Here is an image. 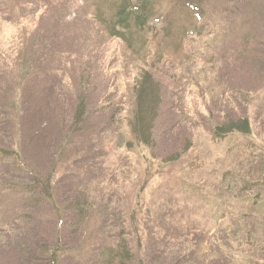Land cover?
Returning <instances> with one entry per match:
<instances>
[{
	"label": "rangeland",
	"instance_id": "rangeland-1",
	"mask_svg": "<svg viewBox=\"0 0 264 264\" xmlns=\"http://www.w3.org/2000/svg\"><path fill=\"white\" fill-rule=\"evenodd\" d=\"M203 7L0 0V264H264V0Z\"/></svg>",
	"mask_w": 264,
	"mask_h": 264
},
{
	"label": "trees",
	"instance_id": "trees-1",
	"mask_svg": "<svg viewBox=\"0 0 264 264\" xmlns=\"http://www.w3.org/2000/svg\"><path fill=\"white\" fill-rule=\"evenodd\" d=\"M203 0L197 2L195 0H179V7H187L202 11ZM200 11H198L199 13ZM137 105H140L137 118V133L142 143L151 144L153 138L152 128L154 121L158 118L162 105L160 82L150 71H144L138 81ZM243 117L228 119L222 124H218L217 130L220 132H236L243 127ZM248 129V127H247Z\"/></svg>",
	"mask_w": 264,
	"mask_h": 264
}]
</instances>
